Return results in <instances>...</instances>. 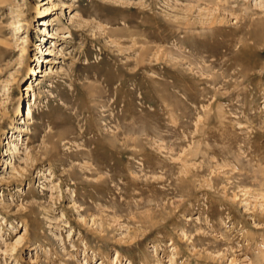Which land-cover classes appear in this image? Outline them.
<instances>
[{"label":"rangeland","instance_id":"1","mask_svg":"<svg viewBox=\"0 0 264 264\" xmlns=\"http://www.w3.org/2000/svg\"><path fill=\"white\" fill-rule=\"evenodd\" d=\"M129 260L264 264V0H0V264Z\"/></svg>","mask_w":264,"mask_h":264},{"label":"bare ground","instance_id":"2","mask_svg":"<svg viewBox=\"0 0 264 264\" xmlns=\"http://www.w3.org/2000/svg\"><path fill=\"white\" fill-rule=\"evenodd\" d=\"M24 49L22 48V51H23ZM31 69H33L34 70V68H31ZM19 112H22V109H20L19 108ZM24 113V112H23ZM31 114V111H30V109L28 108V110H27V115H30ZM15 135V137H19L20 135H16V134H13V135H11V138L13 137ZM10 141V140H9ZM116 256H117V258H119V256H120V254H119V252L117 251L116 252ZM127 264H133L132 262H131V260H129V261H127Z\"/></svg>","mask_w":264,"mask_h":264}]
</instances>
